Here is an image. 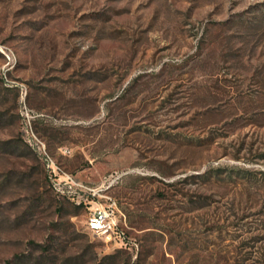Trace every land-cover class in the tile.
Masks as SVG:
<instances>
[{
    "label": "rangeland",
    "instance_id": "obj_1",
    "mask_svg": "<svg viewBox=\"0 0 264 264\" xmlns=\"http://www.w3.org/2000/svg\"><path fill=\"white\" fill-rule=\"evenodd\" d=\"M0 264H264V0H0Z\"/></svg>",
    "mask_w": 264,
    "mask_h": 264
},
{
    "label": "built area",
    "instance_id": "obj_2",
    "mask_svg": "<svg viewBox=\"0 0 264 264\" xmlns=\"http://www.w3.org/2000/svg\"><path fill=\"white\" fill-rule=\"evenodd\" d=\"M69 176H66L67 179ZM94 195V193H92ZM82 200H86L83 198ZM77 203H82L78 200ZM115 202L107 205L96 203L90 207L86 221L87 229L99 236L107 239H114L120 246H126L127 242L124 233L118 228V218Z\"/></svg>",
    "mask_w": 264,
    "mask_h": 264
},
{
    "label": "trees",
    "instance_id": "obj_3",
    "mask_svg": "<svg viewBox=\"0 0 264 264\" xmlns=\"http://www.w3.org/2000/svg\"><path fill=\"white\" fill-rule=\"evenodd\" d=\"M80 204H82V203H79L78 205H80Z\"/></svg>",
    "mask_w": 264,
    "mask_h": 264
}]
</instances>
